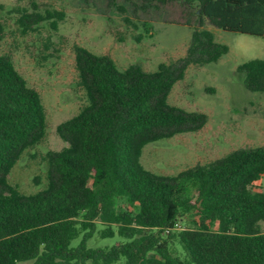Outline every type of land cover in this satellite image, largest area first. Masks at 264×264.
Wrapping results in <instances>:
<instances>
[{
  "label": "trees",
  "instance_id": "trees-1",
  "mask_svg": "<svg viewBox=\"0 0 264 264\" xmlns=\"http://www.w3.org/2000/svg\"><path fill=\"white\" fill-rule=\"evenodd\" d=\"M144 1L139 7L146 9L152 0ZM177 1L193 9L199 26L208 21L264 38V0ZM45 12L52 26L63 15ZM186 25L194 26L190 17ZM228 49L193 27L184 57L146 72L138 64L120 70L110 57L76 45L87 102L57 126L68 146L47 152V186L31 195L7 175L43 137V106L0 56V264H264V192L250 190L264 175V145L175 177L155 175L139 160L147 144L205 123L204 113L172 107L167 95L188 64L215 62ZM236 71L247 90L264 92V58ZM96 235L113 243L90 245Z\"/></svg>",
  "mask_w": 264,
  "mask_h": 264
},
{
  "label": "rangeland",
  "instance_id": "rangeland-1",
  "mask_svg": "<svg viewBox=\"0 0 264 264\" xmlns=\"http://www.w3.org/2000/svg\"><path fill=\"white\" fill-rule=\"evenodd\" d=\"M0 0V56H7L27 85L41 100L45 133L25 148L7 180L24 195L47 186V152L68 146L57 126L75 116L86 104L79 84L75 46L110 57L123 70L138 64L153 72L187 54L193 27L206 29L228 52L210 63L193 62L171 87L167 103L187 112L204 113L205 123L195 131L174 133L147 144L140 155L145 169L175 177L198 165L220 160L229 153L264 145V92L244 87L237 66L264 58V38L225 31L204 21L197 25L192 8L177 0ZM132 3H136L133 5ZM62 12L56 26L45 10ZM192 19L193 27L186 25ZM264 192V175L250 186ZM185 217L182 226L187 222ZM264 233V220L258 222ZM75 243V242H74ZM97 235L90 245L112 244ZM175 254L183 257L177 245ZM17 264H33L32 260Z\"/></svg>",
  "mask_w": 264,
  "mask_h": 264
}]
</instances>
